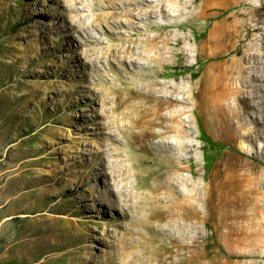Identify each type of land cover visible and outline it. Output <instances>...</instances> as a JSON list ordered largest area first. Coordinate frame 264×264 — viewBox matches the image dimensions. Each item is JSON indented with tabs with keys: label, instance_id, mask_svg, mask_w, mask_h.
<instances>
[{
	"label": "rangeland",
	"instance_id": "374dc122",
	"mask_svg": "<svg viewBox=\"0 0 264 264\" xmlns=\"http://www.w3.org/2000/svg\"><path fill=\"white\" fill-rule=\"evenodd\" d=\"M255 1L167 0L183 15L123 44L91 31L103 46L141 43L146 58L139 70L126 65L135 73L126 80L104 56L100 79L93 69L87 80L75 68L86 47L65 43L73 33L62 29L63 2L0 0V264H264V0ZM163 82L176 86V102L143 94L152 83L159 96ZM142 107L159 118L130 138L141 176L133 193L154 198L135 205L132 197L126 209L123 197L109 200V177L88 153L100 128ZM21 129L30 134L20 138ZM202 133L214 144L209 164ZM157 141L175 145L174 158L148 147Z\"/></svg>",
	"mask_w": 264,
	"mask_h": 264
},
{
	"label": "bare ground",
	"instance_id": "6f19581e",
	"mask_svg": "<svg viewBox=\"0 0 264 264\" xmlns=\"http://www.w3.org/2000/svg\"><path fill=\"white\" fill-rule=\"evenodd\" d=\"M64 3V9L67 14L66 24L62 26L64 31L73 33V40L67 34L65 36V43L72 45L73 49L78 52L81 48V44L86 48L81 52L80 59L83 61V65L79 66L75 64V68L79 67V70L83 71V76L88 80L92 74V70L96 69L98 71L97 77L100 79L102 76L101 68L103 66L102 59L104 56L107 58V62L117 64V67L120 66L119 73L121 76L132 79L135 73L129 68L134 70L141 69V65L138 60L146 58L145 55L138 52L137 49L140 47V44L135 46H124L115 47L114 44L107 43L106 46H103L104 42L97 40L89 35L91 31H98L104 35H113V43H124L127 41L130 36H140L144 31L152 27L153 22L157 19H163L168 25L174 24L175 19L183 15L182 11L171 10L166 6L167 0H60ZM187 1V0H186ZM255 1V0H254ZM169 2V1H168ZM190 2V1H189ZM188 2V3H189ZM208 2V1H207ZM212 2V1H211ZM234 2V1H233ZM256 2V1H255ZM171 3V2H170ZM169 3V5H170ZM184 3V2H183ZM226 3V2H225ZM199 4V2H198ZM208 4V3H207ZM210 4V3H209ZM175 5V4H174ZM225 5V4H223ZM246 5V4H245ZM249 5V4H248ZM182 6V5H181ZM191 6V5H190ZM196 6V5H195ZM81 7V8H80ZM225 7V6H224ZM228 7V6H227ZM169 8V9H168ZM196 8V7H195ZM173 9V8H172ZM217 9V8H216ZM215 9V10H216ZM245 9V8H244ZM250 9V8H249ZM186 10V9H184ZM210 10V9H209ZM239 10V8H238ZM214 11V10H212ZM82 12L83 14H81ZM188 12V11H187ZM190 12V11H189ZM195 12V10H194ZM186 13V12H185ZM214 13V12H213ZM208 14V12H207ZM187 15V14H186ZM229 15V14H228ZM235 15V14H234ZM252 15V14H251ZM52 17V14H49ZM218 16V15H217ZM249 16V15H248ZM209 17V16H208ZM221 17V16H220ZM243 17V16H242ZM241 17V18H242ZM252 17V16H251ZM199 18V17H198ZM246 18V17H245ZM228 19V18H227ZM231 19V18H230ZM222 20V19H221ZM239 20V19H238ZM244 20V19H243ZM177 21V20H176ZM175 21V22H176ZM162 22V20H161ZM183 22V21H182ZM194 22V20L192 21ZM222 22V21H221ZM249 22V21H248ZM159 23V22H158ZM181 23V22H180ZM190 23V22H189ZM204 23V22H203ZM223 23V22H222ZM245 23V21H244ZM251 23V22H250ZM157 24V23H156ZM166 24V25H167ZM192 24V23H191ZM200 24V23H199ZM218 24V23H217ZM234 24V23H233ZM237 24V23H236ZM256 24V23H255ZM162 25V24H161ZM176 25V24H175ZM221 25V24H220ZM253 25V24H252ZM178 26V25H177ZM188 26V25H187ZM167 27V26H166ZM252 27V26H251ZM176 28V27H175ZM230 28V27H229ZM168 29V27H167ZM171 29V28H170ZM183 29V28H182ZM204 29V28H203ZM245 29V28H244ZM125 30L127 35L122 31ZM151 30V29H150ZM166 30V29H165ZM230 30V29H229ZM154 31V30H153ZM201 31V30H200ZM231 31V30H230ZM244 31V30H243ZM242 31V33H243ZM146 33V32H145ZM148 33V32H147ZM178 33V32H177ZM176 33V34H177ZM180 33H182L180 31ZM184 33V32H183ZM144 34V33H143ZM179 34V33H178ZM185 34V33H184ZM192 34V33H191ZM246 34V33H245ZM146 35V34H145ZM153 35V34H152ZM162 35V34H161ZM174 35V34H173ZM181 35V34H180ZM190 35V34H189ZM223 35V34H222ZM221 35V36H222ZM235 35V34H234ZM233 35V36H234ZM238 35V34H237ZM241 35V34H240ZM251 35V34H250ZM166 36V35H165ZM171 36V35H170ZM221 36H219L221 38ZM142 37V36H141ZM182 37V36H181ZM184 37V36H183ZM226 37V36H225ZM139 38V37H138ZM154 38V37H153ZM166 38V37H165ZM168 38V37H167ZM166 38V40H167ZM211 38V37H210ZM231 38V37H230ZM251 38V37H250ZM255 38V37H254ZM158 39V37H157ZM170 39V38H169ZM185 39V38H184ZM209 39V37H208ZM136 40V39H135ZM151 40V38H150ZM148 39L143 40L142 42L149 43ZM163 40V38H162ZM161 40V41H162ZM174 40V39H173ZM210 40V39H209ZM212 40V38H211ZM215 40V39H213ZM226 40V39H225ZM230 40V39H229ZM140 41V40H139ZM157 41V40H156ZM110 42V41H109ZM129 42V41H128ZM127 42V43H128ZM165 42V41H164ZM163 42V43H164ZM173 42V41H172ZM216 42V41H215ZM132 43V42H131ZM159 43V42H158ZM167 43V42H166ZM189 43V42H188ZM187 43V44H188ZM221 43V42H220ZM225 43V42H224ZM230 43V42H229ZM145 44V45H147ZM151 45V44H149ZM159 45V44H158ZM225 45V44H224ZM223 45V46H224ZM189 46V44H188ZM231 46V45H230ZM150 47V46H149ZM154 47V46H153ZM185 47V46H184ZM143 48V46H142ZM151 48V47H150ZM165 48V47H164ZM195 48V47H194ZM171 49V47H170ZM178 49V48H177ZM146 50V49H145ZM153 50V49H152ZM162 50V49H161ZM155 51V50H154ZM153 51V52H154ZM174 51V50H173ZM176 51V50H175ZM225 51V50H224ZM192 52V51H191ZM202 52V51H201ZM221 52V51H220ZM161 53V52H160ZM171 53V51H170ZM169 53V54H170ZM177 53V52H176ZM180 53V52H179ZM215 53V52H213ZM151 54V53H150ZM163 54V53H162ZM223 54V53H222ZM185 55V54H184ZM153 56V55H152ZM167 56V54H166ZM150 57V56H147ZM160 57V56H159ZM178 57V56H177ZM189 57V56H188ZM222 57V56H221ZM152 58V57H150ZM165 59V58H164ZM167 59V58H166ZM189 59V58H188ZM156 60V58H154ZM172 60V59H171ZM170 60V61H171ZM159 62V61H158ZM157 62V63H158ZM226 63V62H225ZM238 63V62H237ZM236 63V64H237ZM228 64V63H227ZM234 64V63H233ZM129 66V68L127 66ZM146 65V64H145ZM148 65V64H147ZM74 67V64H73ZM160 69V68H159ZM162 69V68H161ZM101 71V72H100ZM66 72V71H65ZM206 74V73H205ZM105 75V74H104ZM112 75V74H111ZM114 75V74H113ZM141 75V74H140ZM108 76V75H107ZM106 76V77H107ZM117 76V75H116ZM120 77V76H118ZM173 77V76H172ZM200 77V76H199ZM198 77V78H199ZM203 77V76H202ZM156 78V77H155ZM162 78V77H161ZM143 79V78H142ZM157 79V78H156ZM228 79V78H227ZM122 80V78H121ZM145 80V79H143ZM141 80V81H143ZM149 80V79H147ZM186 80V79H185ZM184 80V83H185ZM98 81V80H97ZM138 81V80H137ZM169 81V80H168ZM208 81V80H207ZM113 82V81H112ZM89 83V82H88ZM93 84L94 82H91ZM110 83V82H109ZM125 83V82H124ZM158 83V82H157ZM190 83V82H189ZM193 83V82H192ZM169 84V83H167ZM181 84V81H180ZM110 85V84H109ZM139 85V84H138ZM161 85V84H160ZM164 85V82H163ZM163 90L159 96H156L157 93H160L161 88H157L152 83L143 88V94L151 97L155 103H171L176 102V86L164 85ZM197 85V84H196ZM205 85V84H204ZM209 85V84H208ZM128 86V85H127ZM180 86V85H179ZM186 86V85H185ZM194 86V85H193ZM129 87V86H128ZM140 87V86H139ZM160 87V86H159ZM187 87V86H186ZM124 88V87H123ZM127 88V87H126ZM138 88V86H137ZM125 89V88H124ZM141 89V88H140ZM183 89V88H182ZM112 90V89H111ZM110 91V90H109ZM119 91V90H118ZM122 91V90H121ZM123 93V92H122ZM195 93V92H194ZM102 94V93H101ZM140 94V93H139ZM77 96V95H76ZM179 97V96H178ZM106 98V97H105ZM109 98V97H108ZM101 99V98H100ZM104 99V98H103ZM97 100V99H96ZM108 100V99H107ZM104 102V101H103ZM113 102V101H112ZM142 103V102H141ZM181 103V102H180ZM205 103V102H204ZM105 104V103H104ZM108 104V103H107ZM174 104V103H173ZM176 104V103H175ZM218 104V103H217ZM222 104V103H221ZM168 105V104H167ZM204 105V104H203ZM174 106V105H173ZM187 106V105H186ZM165 107V106H164ZM181 107V106H180ZM217 107V106H216ZM169 108V107H168ZM168 108L166 110H168ZM171 108V107H170ZM186 108V107H185ZM184 108V109H185ZM190 108V107H189ZM223 108V107H222ZM110 109V108H109ZM172 110V109H171ZM188 110V108H187ZM204 110V109H203ZM212 110V108H211ZM222 110V109H221ZM110 111V110H109ZM196 111V110H195ZM172 112V111H171ZM168 113V112H167ZM183 113V112H182ZM196 113V112H195ZM108 114V113H107ZM114 114V112H113ZM165 116V115H164ZM180 116V115H178ZM199 116V115H198ZM76 117V116H74ZM187 117V116H186ZM185 117V118H186ZM159 118L158 109H148L145 107L135 108L127 113L126 123L121 125L114 126H103L100 129V138L97 148H94L95 151H89L88 155L91 158H95L98 161L99 167L97 168L98 174L109 177L111 182V189L109 191V200L116 201L117 198L123 197V206H126V209L130 208L129 204L130 198H135L133 203L142 204L148 202L150 199L154 198V192L150 195L141 194L137 195L133 193L138 189L139 183L137 182L138 178L141 177L135 168V163L133 162L132 156L130 155L131 147V137H138L148 132L145 128L147 124H153V119ZM178 118V117H177ZM189 118V117H188ZM187 118V119H188ZM197 118V117H196ZM211 118V117H210ZM112 119V118H111ZM167 119L172 123L171 129L176 132V111L168 114ZM199 119V118H198ZM214 119V118H213ZM178 120V119H177ZM180 120V119H179ZM193 120V119H192ZM109 121V120H108ZM201 122V121H200ZM119 124V122H118ZM160 127L161 122L157 123ZM164 124V123H163ZM169 124V123H168ZM184 124V123H183ZM201 124V123H200ZM219 124V123H218ZM166 126V125H165ZM188 126V125H187ZM194 126V125H193ZM108 127V128H107ZM114 129L117 131V135L120 136L122 140L117 138L116 133L112 134L108 132V129ZM215 128V127H214ZM137 129V131H135ZM169 129V128H168ZM169 130V131H172ZM188 130V129H187ZM158 132V131H157ZM188 133V132H187ZM194 133V132H193ZM192 133V134H193ZM169 134V132H168ZM174 134V133H173ZM178 134L183 137V132L178 131ZM164 137V136H163ZM169 137V136H168ZM179 138V137H178ZM177 138V139H178ZM133 139V138H132ZM163 140V138H162ZM179 140V139H178ZM181 140V139H180ZM187 140V138H186ZM185 141V139H184ZM138 144H143L140 141H136ZM179 142V141H178ZM186 142V141H185ZM190 142V141H189ZM136 143V144H137ZM147 144V143H146ZM183 144V143H182ZM194 144V143H193ZM192 144V145H193ZM97 145V144H96ZM183 146V145H182ZM198 146V145H197ZM141 147V146H140ZM148 147L151 150H155L158 153L168 156L170 159L174 158L175 145L172 143L164 144L161 141L155 143H150ZM129 149L126 154H122V149ZM146 148V147H145ZM177 149V148H176ZM190 150V149H189ZM142 151V150H141ZM87 152V151H86ZM151 152V151H149ZM188 152V151H187ZM186 152V154H187ZM195 152V150H194ZM137 153V152H136ZM179 153V152H178ZM151 154V153H150ZM185 154V155H186ZM146 155V154H145ZM193 155V154H192ZM152 156V155H151ZM191 156V155H190ZM165 159V158H164ZM136 161V160H134ZM188 161V160H187ZM166 162V160L164 161ZM163 162V163H164ZM173 162V161H172ZM175 163V162H174ZM170 164V163H169ZM163 165V164H162ZM169 167V166H167ZM177 167V166H176ZM164 168V167H163ZM162 168V169H163ZM140 169V168H138ZM148 169V168H147ZM152 169V168H151ZM156 169V167L154 168ZM175 169V168H174ZM177 170V169H176ZM189 170V169H188ZM142 171V170H141ZM158 171V170H157ZM144 172V171H143ZM232 173V172H231ZM235 173V172H234ZM174 174V172H173ZM169 175V174H168ZM179 175V173H178ZM183 176V175H182ZM226 176V175H225ZM154 177V175H153ZM234 177V176H233ZM236 177V176H235ZM169 178V177H168ZM173 178V177H172ZM180 178V176H179ZM182 178V177H181ZM191 178V177H190ZM228 178V177H227ZM242 178V177H241ZM223 179V178H222ZM184 180V179H183ZM225 180V179H224ZM229 180V179H228ZM234 180V179H232ZM174 181V179H173ZM172 182V181H171ZM180 182V181H179ZM243 182V181H242ZM170 183V182H169ZM186 184V183H185ZM192 184V183H191ZM197 184V183H196ZM217 184V183H216ZM238 184V183H237ZM236 184V185H237ZM246 184V183H245ZM147 185V184H146ZM219 185V184H218ZM234 185V184H233ZM148 186V185H147ZM204 186V185H203ZM220 186V185H219ZM145 187V186H144ZM193 187V186H192ZM196 187V186H195ZM233 187V186H232ZM198 188V187H197ZM220 188V187H219ZM243 188H241L242 190ZM174 190V189H173ZM195 190V189H194ZM217 190V189H216ZM222 190V189H221ZM240 190V191H241ZM148 192V191H146ZM145 192V193H146ZM172 192V191H171ZM203 192V191H202ZM208 192V191H207ZM233 192V191H232ZM242 192V191H241ZM140 193V191H139ZM166 193V191H165ZM191 193V192H190ZM231 193V192H230ZM234 193V192H233ZM238 194V193H237ZM246 194V193H245ZM161 195V194H160ZM189 195V194H188ZM208 195V194H206ZM225 195V194H224ZM171 196V195H170ZM173 196V195H172ZM180 196V195H179ZM178 196V197H179ZM185 196V195H184ZM205 196V194H204ZM240 196V195H239ZM159 197V196H158ZM190 197V196H189ZM194 197V196H193ZM242 197V196H241ZM247 197V196H246ZM160 198V197H159ZM222 198V196H221ZM237 198V197H236ZM204 199V198H203ZM234 199V198H233ZM243 199V198H242ZM241 199V200H242ZM235 200V199H234ZM245 200V199H244ZM112 202V201H110ZM150 202V201H149ZM158 202V201H157ZM184 202V201H183ZM236 202V201H235ZM242 202V201H241ZM203 203V202H202ZM246 203V201H245ZM108 204V203H107ZM156 204V203H155ZM120 205V204H119ZM161 205V204H160ZM164 205V203H163ZM183 205V204H182ZM204 205V204H203ZM230 205V204H229ZM237 205V204H236ZM138 206V205H137ZM208 206V205H207ZM214 206V205H213ZM231 206V205H230ZM132 208V207H131ZM179 208V207H178ZM238 208V207H237ZM143 209V208H142ZM235 209V208H234ZM223 211V210H222ZM208 212V211H207ZM224 212V211H223ZM203 213V211H202ZM151 214V213H150ZM181 214V213H180ZM154 215V214H153ZM183 215V214H182ZM204 215V214H203ZM178 218V216H177ZM175 220V219H174ZM180 220V219H179ZM177 221V220H176ZM182 222V220H181ZM176 223V222H175ZM174 222V226L176 225ZM172 224V226H173ZM179 225V224H178ZM179 228V227H178ZM173 229V228H171ZM162 232V231H161ZM185 233V232H184ZM164 234V233H163ZM183 238V237H182ZM184 243V242H183Z\"/></svg>",
	"mask_w": 264,
	"mask_h": 264
},
{
	"label": "trees",
	"instance_id": "16d2710c",
	"mask_svg": "<svg viewBox=\"0 0 264 264\" xmlns=\"http://www.w3.org/2000/svg\"><path fill=\"white\" fill-rule=\"evenodd\" d=\"M15 28H17V25H11V27H9V30L11 32H13V30H15ZM29 134H30L29 131L24 132L23 129H21L19 136H20V138H23L25 136H28ZM200 138H201V141L204 143L203 148H202L204 162L207 163V164H209V160H210L209 159V155H210L211 151H213L214 144L210 142V140L205 135V133H202L200 135Z\"/></svg>",
	"mask_w": 264,
	"mask_h": 264
}]
</instances>
